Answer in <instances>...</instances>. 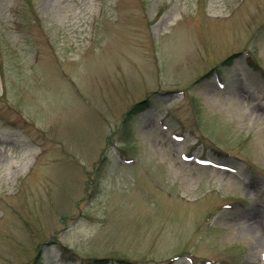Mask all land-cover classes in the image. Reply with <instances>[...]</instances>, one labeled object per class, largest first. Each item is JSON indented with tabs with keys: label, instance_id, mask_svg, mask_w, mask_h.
Masks as SVG:
<instances>
[{
	"label": "rangeland",
	"instance_id": "obj_1",
	"mask_svg": "<svg viewBox=\"0 0 264 264\" xmlns=\"http://www.w3.org/2000/svg\"><path fill=\"white\" fill-rule=\"evenodd\" d=\"M93 263L264 264V0H0V264Z\"/></svg>",
	"mask_w": 264,
	"mask_h": 264
},
{
	"label": "trees",
	"instance_id": "obj_2",
	"mask_svg": "<svg viewBox=\"0 0 264 264\" xmlns=\"http://www.w3.org/2000/svg\"><path fill=\"white\" fill-rule=\"evenodd\" d=\"M229 57H232L231 55L229 56ZM227 59H229V58H226V59H224L223 60V62L224 61H226ZM219 65H216L209 73H211L212 71H217V73H219V67H218ZM144 101V100H143ZM143 101H140V102H137V104H136V106H138V105H142V103H143ZM143 107L145 106V105H142ZM94 264V263H93ZM96 264V263H95Z\"/></svg>",
	"mask_w": 264,
	"mask_h": 264
}]
</instances>
